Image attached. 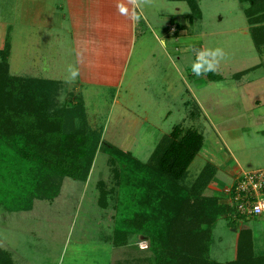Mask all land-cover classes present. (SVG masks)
<instances>
[{"label":"rangeland","instance_id":"1","mask_svg":"<svg viewBox=\"0 0 264 264\" xmlns=\"http://www.w3.org/2000/svg\"><path fill=\"white\" fill-rule=\"evenodd\" d=\"M55 1L0 0V59L13 77L54 83L56 109L73 111L68 118L75 129L99 137V145L86 182L63 179L58 196L34 201L31 211L0 209V247L14 264H155L149 243L137 232L138 220L150 213L147 221L155 229L166 226L163 243L177 264H188L186 254L197 253L202 241L208 261L234 260L236 238L247 222L231 211L234 178L224 168H233L235 158L245 169L264 167V52L256 50L250 32L264 21L252 26L245 13L251 7L263 18L264 0L139 1L148 23L137 12L125 64L93 60L83 50L116 28L74 29L59 9L51 10ZM39 12L45 13L43 21ZM216 48L224 53L217 70L196 76V50ZM70 66L78 70L75 79ZM80 108L81 119L75 116ZM186 129L201 133L203 146L171 188L150 162L165 137L186 147ZM109 147L149 167L123 172L114 159V177ZM140 179L144 187L152 183L150 194L135 193ZM102 183L107 193L98 199ZM204 199L227 207V213L212 224L197 221ZM170 218H178V225ZM122 219L134 227L125 241L116 232Z\"/></svg>","mask_w":264,"mask_h":264},{"label":"trees","instance_id":"2","mask_svg":"<svg viewBox=\"0 0 264 264\" xmlns=\"http://www.w3.org/2000/svg\"><path fill=\"white\" fill-rule=\"evenodd\" d=\"M257 11L258 9L251 7L245 10L252 26L264 21V17H257ZM250 32L256 50L259 53L264 52V26L252 27ZM53 84L41 79L13 77L8 73L6 59H0V209L3 208L7 212L31 211L36 200L53 201L60 192L63 179L70 178L84 183L91 170L99 137L87 136L76 130L74 122L68 118L73 111H68L67 108L56 109L57 86ZM75 116L81 119L83 109L75 111ZM178 132V128H175L173 137ZM182 140L186 147H180L169 137H165L162 144L157 146L150 162H155L154 168L158 169L159 174L166 176L167 183H173L169 186L171 188L175 184L174 179L187 171L188 165L199 153L204 142L202 134L192 129L185 130ZM105 151L112 160L109 163L113 166L114 177L118 176L113 165L114 159L124 165L123 172H131L133 165L139 168L147 166L139 164L116 147H109ZM124 183L123 181L119 184L122 190L126 189ZM105 186V183L98 185V199L105 198ZM133 188L135 193L150 194L153 186L151 183L150 187H144L140 179ZM223 207L204 199L196 220L212 224L227 213V207ZM231 209L235 214L232 206ZM145 216L147 217L138 220L137 232L149 243V248L155 256V264H177V258L171 255L163 243L166 226L162 229L158 225L155 229L153 224L147 221L152 215L148 213ZM124 222L122 219L116 228V232H123V241L134 228ZM169 222L177 224L179 221L178 218H170ZM197 236L198 234L194 238L195 246L198 242ZM206 243L202 241V245L198 244L197 253L186 254L188 264L189 261L190 264H264V254L255 251L247 229L238 234L236 255L232 261H208ZM0 264H13L10 255L1 247Z\"/></svg>","mask_w":264,"mask_h":264},{"label":"crops","instance_id":"3","mask_svg":"<svg viewBox=\"0 0 264 264\" xmlns=\"http://www.w3.org/2000/svg\"><path fill=\"white\" fill-rule=\"evenodd\" d=\"M139 1L143 2V0H136V3L133 4L132 0H59V2L55 1V3L53 4L54 8L51 7V10H53L55 14V12H58L59 9L63 22L65 21L66 23L70 20V22H72L71 27H73L74 29L75 26L86 29L88 27H95L99 28L101 32H103L102 26H104V28L107 27L106 29L112 27L116 28L110 30L108 29L110 34L107 38L103 34H99L97 38H100V40L97 46H85L83 50L84 52H88L93 60L100 57L104 60L105 58H117L118 60L123 61L125 64L127 63V58L129 57L130 53V48H127L126 46L127 44L133 42V38H135L136 35L135 30L137 27V22H139V19L137 20L132 18L133 13L137 15V12H139L140 15H143L142 18L145 19L148 23L146 15L142 14L143 9L140 6L141 4H139ZM118 5L125 6L129 10L128 14H121ZM38 14L39 19H42L43 21V15L45 13L42 14V12H39ZM49 14H51V12L47 14L48 18ZM74 17L76 19H74ZM74 21L75 25L73 24ZM71 34L73 35V37H79V34H75V32ZM71 34L68 33L69 36ZM99 44H102V46H98ZM126 55H128V57H126ZM130 56L133 57L132 54H130ZM130 59L131 58H129L128 60ZM87 68L90 69V65H88ZM107 72L108 71H103V74ZM242 159L244 162L245 157ZM233 162H235L233 168L228 166L224 168V171L228 172L230 176L234 178L232 179L233 181L230 184L231 186L236 184L243 173L264 170V167L251 170L245 169V167L243 166L244 164L242 165L237 158H235ZM239 219L241 221L244 220L247 222V224L245 225V229H247L251 234V240L255 251L260 254H264V214L258 217H241ZM242 224L243 222H241V226ZM259 242L261 243L260 245ZM2 249L10 255L14 264V260L9 251L4 248Z\"/></svg>","mask_w":264,"mask_h":264},{"label":"built area","instance_id":"4","mask_svg":"<svg viewBox=\"0 0 264 264\" xmlns=\"http://www.w3.org/2000/svg\"><path fill=\"white\" fill-rule=\"evenodd\" d=\"M232 208L237 216L258 217L264 214V170L243 173L230 187Z\"/></svg>","mask_w":264,"mask_h":264},{"label":"clouds","instance_id":"5","mask_svg":"<svg viewBox=\"0 0 264 264\" xmlns=\"http://www.w3.org/2000/svg\"><path fill=\"white\" fill-rule=\"evenodd\" d=\"M132 3L135 4L136 0H132ZM119 11L121 14H128V9L123 5H118ZM133 19H139V16L133 13ZM163 44L164 41H161ZM224 53L222 49L216 48L214 50H196V59L192 64L191 71L196 75L200 76L208 72H215L217 70V65L219 60L223 57ZM70 77L75 79L78 76V70L72 66L68 69Z\"/></svg>","mask_w":264,"mask_h":264}]
</instances>
